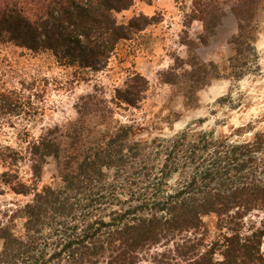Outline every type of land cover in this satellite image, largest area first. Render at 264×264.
<instances>
[{
  "label": "trees",
  "instance_id": "16d2710c",
  "mask_svg": "<svg viewBox=\"0 0 264 264\" xmlns=\"http://www.w3.org/2000/svg\"><path fill=\"white\" fill-rule=\"evenodd\" d=\"M258 0H240L233 9L237 33L226 78L240 80L257 62ZM134 0H0V46L31 55L50 54L73 71L76 83L92 82L117 46L157 21L144 14L125 23L116 15ZM220 16L210 14L206 30ZM204 43L205 40H202ZM191 44V43H189ZM223 76L214 63L176 58L161 82L184 86V106ZM148 80L132 73L110 100L102 87L75 103L77 117L64 127L46 128L25 150L0 144V191L7 187L31 196L19 211L22 234L0 227V264H264V129L248 141L227 135L185 132L170 140H136L133 126L111 127L117 109H137ZM17 113L0 91V114ZM95 121L96 123H91ZM253 127L234 128V135ZM232 135V134H231ZM56 163L61 185L38 188L48 159ZM28 163L31 184L19 164ZM176 176L174 185L170 179ZM217 218L209 236L203 219ZM104 261V262H103Z\"/></svg>",
  "mask_w": 264,
  "mask_h": 264
},
{
  "label": "rangeland",
  "instance_id": "374dc122",
  "mask_svg": "<svg viewBox=\"0 0 264 264\" xmlns=\"http://www.w3.org/2000/svg\"><path fill=\"white\" fill-rule=\"evenodd\" d=\"M239 2L134 0L131 9L116 15L118 22L125 23L138 14L153 17L157 22L121 42L104 71L89 83H76L73 71L59 67L50 54L31 55L11 46H0V91L8 93L10 103L17 108L16 114H0V144L24 151L28 142L46 128L64 127L74 121L77 117L75 103L79 97L92 93L94 85L102 87L110 100L114 89L122 87L134 72L149 82L145 99L137 109L115 110L111 127L116 121L133 126L138 130L134 138L149 142L155 138L170 140L183 132L190 141L206 134L227 135L231 142L252 139L255 132L264 129V0H258L254 6V19L259 26L254 43L257 62L237 81L225 76L230 66L228 60L234 55L230 42L238 24L233 9ZM210 14L220 16L211 33L205 26ZM190 55L203 63H214L223 77L200 90L195 104L186 107L184 86L163 84L161 73L174 66L176 58L187 60ZM242 126L253 127V130L235 136L234 128ZM3 171L0 165V173ZM18 174L24 183H32L28 163L19 164ZM176 180L177 177L172 176L170 185ZM60 185L56 163L50 158L43 167L38 188ZM30 200L31 196H19L2 187L0 227L9 226L21 235L23 222L17 218L18 211ZM259 216L264 217V213ZM203 221L209 236L214 237L216 216L205 217ZM162 250L157 247L146 253L141 264H154V253ZM101 262L99 264H103Z\"/></svg>",
  "mask_w": 264,
  "mask_h": 264
}]
</instances>
